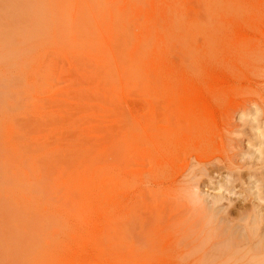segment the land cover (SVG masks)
Returning a JSON list of instances; mask_svg holds the SVG:
<instances>
[{
  "label": "rangeland",
  "instance_id": "374dc122",
  "mask_svg": "<svg viewBox=\"0 0 264 264\" xmlns=\"http://www.w3.org/2000/svg\"><path fill=\"white\" fill-rule=\"evenodd\" d=\"M263 242L264 0H0V264Z\"/></svg>",
  "mask_w": 264,
  "mask_h": 264
},
{
  "label": "bare ground",
  "instance_id": "6f19581e",
  "mask_svg": "<svg viewBox=\"0 0 264 264\" xmlns=\"http://www.w3.org/2000/svg\"><path fill=\"white\" fill-rule=\"evenodd\" d=\"M68 20H69V19H67L66 23H68V22H69ZM65 35H66V34H65ZM68 42H70V41H68ZM262 244H264V242H263V243H261V245H262ZM263 247H264V246H263ZM263 247H262V248H260V249L262 250V249H263ZM255 259H256V258H255ZM255 259H253V260H252V261H250V262H253V264H264V262H263V261H264V259H260L261 261H260V260H258V259H256V260H255ZM262 260H263V261H262ZM258 261H259V262H258ZM250 264H251V263H250Z\"/></svg>",
  "mask_w": 264,
  "mask_h": 264
}]
</instances>
